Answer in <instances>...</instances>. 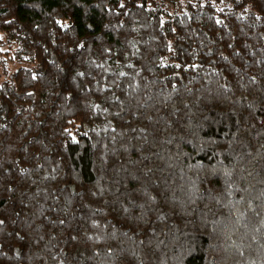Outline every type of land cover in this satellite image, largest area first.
<instances>
[{
    "label": "trees",
    "instance_id": "16d2710c",
    "mask_svg": "<svg viewBox=\"0 0 264 264\" xmlns=\"http://www.w3.org/2000/svg\"><path fill=\"white\" fill-rule=\"evenodd\" d=\"M0 264H264V0H0Z\"/></svg>",
    "mask_w": 264,
    "mask_h": 264
}]
</instances>
